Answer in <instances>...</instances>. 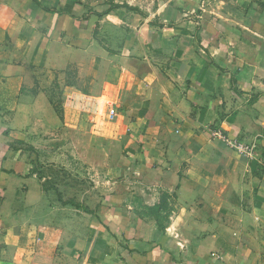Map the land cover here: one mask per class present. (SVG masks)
Returning a JSON list of instances; mask_svg holds the SVG:
<instances>
[{"label":"crops","instance_id":"1","mask_svg":"<svg viewBox=\"0 0 264 264\" xmlns=\"http://www.w3.org/2000/svg\"><path fill=\"white\" fill-rule=\"evenodd\" d=\"M24 4L0 0V83L25 62L39 71V50L89 41L77 36L90 31L137 84L143 127L169 132L145 137L143 155L131 162L169 195H145L152 208L144 213L112 201L80 211L77 225L71 207L57 216L8 138L13 122L0 104V264H264V0ZM36 90L30 102L21 95L22 121L28 108L40 113Z\"/></svg>","mask_w":264,"mask_h":264},{"label":"rangeland","instance_id":"2","mask_svg":"<svg viewBox=\"0 0 264 264\" xmlns=\"http://www.w3.org/2000/svg\"><path fill=\"white\" fill-rule=\"evenodd\" d=\"M29 1L24 0V8ZM87 32L77 37L89 41H61L39 50V71L25 62L20 73L0 83V104L14 127L8 138L30 160L31 173L40 179L48 201L58 207L57 216L68 214L63 206L71 207L76 225L80 211L97 213L102 203L127 204L144 213L152 208L145 195H169L140 165L131 163L143 155L145 137L166 138L169 132L163 130L166 127H143L145 117L134 111L141 100L132 97L137 84L118 68L115 53ZM54 39L60 41L61 36ZM38 88L40 113L32 115L28 108L22 121L17 108L21 95L30 102L32 90L35 95ZM15 127L22 131L15 132Z\"/></svg>","mask_w":264,"mask_h":264},{"label":"built area","instance_id":"3","mask_svg":"<svg viewBox=\"0 0 264 264\" xmlns=\"http://www.w3.org/2000/svg\"><path fill=\"white\" fill-rule=\"evenodd\" d=\"M214 135L223 141H225L229 146L233 147L235 150L240 152L243 155L251 156L252 153V147L237 141L236 139L231 138L230 136L224 134L221 131H216Z\"/></svg>","mask_w":264,"mask_h":264}]
</instances>
